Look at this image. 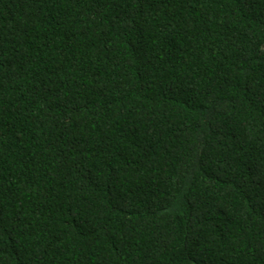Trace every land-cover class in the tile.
Returning a JSON list of instances; mask_svg holds the SVG:
<instances>
[{
    "label": "trees",
    "instance_id": "obj_1",
    "mask_svg": "<svg viewBox=\"0 0 264 264\" xmlns=\"http://www.w3.org/2000/svg\"><path fill=\"white\" fill-rule=\"evenodd\" d=\"M0 264H264V0H0Z\"/></svg>",
    "mask_w": 264,
    "mask_h": 264
}]
</instances>
